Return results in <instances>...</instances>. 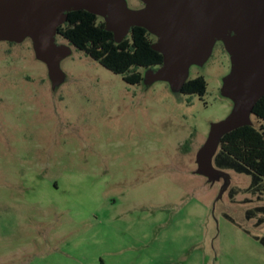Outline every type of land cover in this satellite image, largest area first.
Instances as JSON below:
<instances>
[{"label":"rangeland","instance_id":"374dc122","mask_svg":"<svg viewBox=\"0 0 264 264\" xmlns=\"http://www.w3.org/2000/svg\"><path fill=\"white\" fill-rule=\"evenodd\" d=\"M56 43L68 53L53 79L31 38L0 42V264H264V215L248 219L264 179L256 192L250 175L198 171L234 110L224 42L187 69L206 79L202 98L145 69L131 86Z\"/></svg>","mask_w":264,"mask_h":264},{"label":"water","instance_id":"95a60500","mask_svg":"<svg viewBox=\"0 0 264 264\" xmlns=\"http://www.w3.org/2000/svg\"><path fill=\"white\" fill-rule=\"evenodd\" d=\"M144 8L128 10L124 0H0V42L33 41L37 58L53 79L68 53L56 43L58 28L71 11L86 10L105 19L107 30L121 42L134 26L157 37L154 49L164 56L151 79L169 82L181 91L192 63H203L216 41H223L232 72L223 93L234 101L225 120L212 125L197 154L198 171L220 174L211 165L221 138L252 125L253 108L264 96V0H140Z\"/></svg>","mask_w":264,"mask_h":264},{"label":"trees","instance_id":"16d2710c","mask_svg":"<svg viewBox=\"0 0 264 264\" xmlns=\"http://www.w3.org/2000/svg\"><path fill=\"white\" fill-rule=\"evenodd\" d=\"M58 31V36L71 46L121 76L131 86L144 82L142 69L157 71L164 62L163 54L154 49L158 39L149 30L134 26L121 42H117L114 33L107 30L105 20L86 10L67 13ZM207 90L206 79L198 76L186 81L180 93L202 98ZM252 117L257 125L252 121V125L237 128L221 138L214 163L218 169L252 176L250 187L257 192L262 189L264 179V96L255 104ZM254 213L264 215V206L249 212L248 219L254 217ZM263 223L264 217L257 220L258 226ZM255 239L264 247V238Z\"/></svg>","mask_w":264,"mask_h":264},{"label":"flooded vegetation","instance_id":"af4514ba","mask_svg":"<svg viewBox=\"0 0 264 264\" xmlns=\"http://www.w3.org/2000/svg\"><path fill=\"white\" fill-rule=\"evenodd\" d=\"M150 72L153 71V70H149ZM155 72V71H154ZM144 80H145V76H144Z\"/></svg>","mask_w":264,"mask_h":264}]
</instances>
